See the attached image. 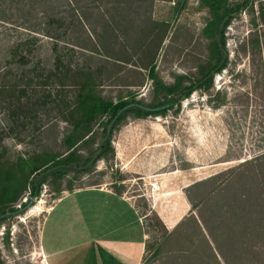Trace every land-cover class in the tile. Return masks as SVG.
<instances>
[{
	"label": "rangeland",
	"instance_id": "rangeland-1",
	"mask_svg": "<svg viewBox=\"0 0 264 264\" xmlns=\"http://www.w3.org/2000/svg\"><path fill=\"white\" fill-rule=\"evenodd\" d=\"M56 57L93 73L108 103L150 110L126 112L102 144L112 112L88 134L53 95L20 123L0 105L8 161L73 151L77 167L48 174L37 196L25 192L18 212L6 211L0 264H44L46 215L84 188H111L137 206L142 264H264V0H0V73L37 74ZM56 89L48 82L46 95ZM194 117L215 135L202 149ZM163 180L169 187L154 190Z\"/></svg>",
	"mask_w": 264,
	"mask_h": 264
},
{
	"label": "trees",
	"instance_id": "trees-1",
	"mask_svg": "<svg viewBox=\"0 0 264 264\" xmlns=\"http://www.w3.org/2000/svg\"><path fill=\"white\" fill-rule=\"evenodd\" d=\"M19 53V47H17L13 52L14 57ZM36 80L40 82L35 84L38 86L32 88L31 83ZM50 81L57 86L56 93L49 91L46 95V84ZM67 87L74 89L72 98L65 93ZM41 89L44 90L40 92ZM52 95L55 96V102H58V106L63 111V119L76 130H85L88 134L92 132V125L99 117L112 112L109 123L106 124L102 144L107 142L115 123L126 112L134 109L137 112L146 111L145 113H148L150 110L138 103L124 101L116 104L108 103L97 90L93 73L86 69H74L71 65L64 63L60 57H56L53 69L41 70L37 74L22 73L15 78H10L7 73H0V105L7 110L12 123L22 122L32 112H36L35 108L39 100ZM100 151H102L101 148ZM74 157L75 154L72 151L64 157L57 154H35L21 156L10 162L6 159L5 151L1 150L0 219L7 210L13 213L18 212L14 206L23 193L29 191L30 195L37 196L39 187L48 174L76 170L77 167L73 165Z\"/></svg>",
	"mask_w": 264,
	"mask_h": 264
},
{
	"label": "crops",
	"instance_id": "crops-1",
	"mask_svg": "<svg viewBox=\"0 0 264 264\" xmlns=\"http://www.w3.org/2000/svg\"><path fill=\"white\" fill-rule=\"evenodd\" d=\"M147 240L134 203L111 188H84L48 212L41 246L51 264H142Z\"/></svg>",
	"mask_w": 264,
	"mask_h": 264
},
{
	"label": "bare ground",
	"instance_id": "bare-ground-1",
	"mask_svg": "<svg viewBox=\"0 0 264 264\" xmlns=\"http://www.w3.org/2000/svg\"><path fill=\"white\" fill-rule=\"evenodd\" d=\"M193 123H194V125H193L194 131H193L192 135H193L194 139L197 140L198 146H201V149L204 146L206 147V141H207L206 137H209L211 140H215L214 139L215 138L214 133L209 132V133L205 134V132L203 130V126H202V121H200L198 117H194V122ZM161 131H163V130H161ZM163 133H166V132L163 131ZM210 139H208V141H210ZM120 154H122L121 151H120ZM166 164H167L166 161L150 162V164L148 165L147 170L148 171H152V170H155V169L159 170V169L164 168L166 166ZM137 168H138V166H137ZM153 186L155 187L154 190H161V189L168 188L169 187L168 180H163V181H161L159 183H154ZM175 188L183 189V187H175ZM175 188H172V190H174ZM32 211L40 212V211H42V208H41L40 205H37V206L33 207ZM43 259H44V264H51L52 256H48L46 253H44L43 254Z\"/></svg>",
	"mask_w": 264,
	"mask_h": 264
},
{
	"label": "water",
	"instance_id": "water-1",
	"mask_svg": "<svg viewBox=\"0 0 264 264\" xmlns=\"http://www.w3.org/2000/svg\"><path fill=\"white\" fill-rule=\"evenodd\" d=\"M29 204H31V203H29Z\"/></svg>",
	"mask_w": 264,
	"mask_h": 264
}]
</instances>
